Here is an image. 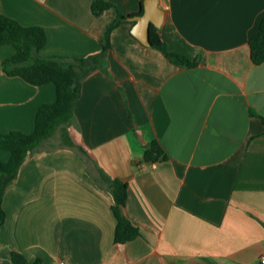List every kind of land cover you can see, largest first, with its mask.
<instances>
[{
    "label": "crops",
    "instance_id": "0c3cea01",
    "mask_svg": "<svg viewBox=\"0 0 264 264\" xmlns=\"http://www.w3.org/2000/svg\"><path fill=\"white\" fill-rule=\"evenodd\" d=\"M0 0V15L42 27L41 53L99 54L118 11L138 14L144 0ZM159 29L172 63L142 44L127 19L110 35L105 72L82 82L67 130L87 155L44 142L21 165L3 198L0 264L16 251L41 264H262L264 257V63L252 62L264 0H161ZM0 134L36 129L40 108L57 101L53 83L29 84L2 63ZM254 111L258 116L251 114ZM157 141L163 155L145 160ZM53 144V142H52ZM11 152L0 149V161ZM113 179L128 184L124 213L139 236L115 243Z\"/></svg>",
    "mask_w": 264,
    "mask_h": 264
},
{
    "label": "trees",
    "instance_id": "16d2710c",
    "mask_svg": "<svg viewBox=\"0 0 264 264\" xmlns=\"http://www.w3.org/2000/svg\"><path fill=\"white\" fill-rule=\"evenodd\" d=\"M113 6L107 0H94L92 12L95 16H100ZM143 12L142 2L138 14L141 15ZM127 18L118 11L116 19L106 28L103 49L99 54L81 59H68L42 55L41 51L47 41L46 32L42 27L23 26L14 19L0 15V45H11L16 49V53L2 63L5 73L9 76H20L35 86L53 83L57 90V101L40 108L33 133L12 131L0 134V149L11 152L10 161H0V225L5 220L2 206L4 195L17 178L21 165L59 130H62L61 145L76 148L83 156L88 157L86 149L78 144L65 125L74 118V108L81 95L83 80L97 69L107 71L105 58L109 50L110 35ZM150 38L151 47L162 52L172 63L188 68L198 65L199 60L170 51L160 36L159 28L154 25L151 27ZM249 45L252 62L256 65L264 63V15L259 30L251 37ZM251 114L258 116L254 111H251ZM259 117L264 123V117ZM162 155L161 145L154 141L147 147L145 160L154 162ZM110 189L115 199L113 210L117 218L115 243L125 244L140 234L139 228L124 213L128 184L121 179H113ZM9 256L13 264H41L40 260L32 262L16 251H11Z\"/></svg>",
    "mask_w": 264,
    "mask_h": 264
},
{
    "label": "water",
    "instance_id": "95a60500",
    "mask_svg": "<svg viewBox=\"0 0 264 264\" xmlns=\"http://www.w3.org/2000/svg\"><path fill=\"white\" fill-rule=\"evenodd\" d=\"M143 14L130 16L128 21L135 22L132 34L144 45L151 46L150 31L152 25L161 28L165 20V10L161 0H144Z\"/></svg>",
    "mask_w": 264,
    "mask_h": 264
},
{
    "label": "rangeland",
    "instance_id": "374dc122",
    "mask_svg": "<svg viewBox=\"0 0 264 264\" xmlns=\"http://www.w3.org/2000/svg\"><path fill=\"white\" fill-rule=\"evenodd\" d=\"M62 136V130H59L56 134H55V136L52 138V140H51V144L49 145V146H58V145H60L61 144V137ZM52 142H53V144H52Z\"/></svg>",
    "mask_w": 264,
    "mask_h": 264
},
{
    "label": "built area",
    "instance_id": "2783aa9c",
    "mask_svg": "<svg viewBox=\"0 0 264 264\" xmlns=\"http://www.w3.org/2000/svg\"><path fill=\"white\" fill-rule=\"evenodd\" d=\"M262 264H264V257H262ZM59 264H63V262L59 263Z\"/></svg>",
    "mask_w": 264,
    "mask_h": 264
}]
</instances>
